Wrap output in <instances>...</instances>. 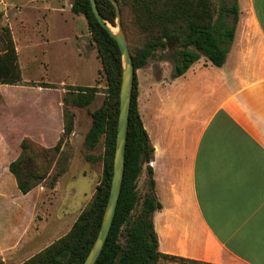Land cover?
<instances>
[{
	"label": "crops",
	"instance_id": "obj_1",
	"mask_svg": "<svg viewBox=\"0 0 264 264\" xmlns=\"http://www.w3.org/2000/svg\"><path fill=\"white\" fill-rule=\"evenodd\" d=\"M237 1L222 67L200 59L179 78L137 80L159 251L206 264H264V0Z\"/></svg>",
	"mask_w": 264,
	"mask_h": 264
},
{
	"label": "trees",
	"instance_id": "obj_2",
	"mask_svg": "<svg viewBox=\"0 0 264 264\" xmlns=\"http://www.w3.org/2000/svg\"><path fill=\"white\" fill-rule=\"evenodd\" d=\"M116 1L136 71L171 46H174L176 54L173 79L184 75L201 58L215 67L224 65L239 18L237 0H221L219 6L215 0ZM96 3L103 18L116 26V11L111 1L96 0ZM71 11L85 17L107 83L104 103L91 114L92 125L85 137V145L90 150L104 138L103 177L92 201L81 212L70 232L23 264H83L100 231L111 189L122 57L116 41L95 18L89 0H74ZM2 18L0 13V84L15 85L23 81V73L12 30L2 24ZM41 87L54 88L47 83ZM98 92L96 86L67 89L64 96V137H69L74 131L75 115L70 108L88 107ZM137 98L135 74L121 194L111 231L96 264H158L168 259L190 261L159 251L153 216L162 206L156 197L154 171L150 165L155 149L141 119ZM63 140L61 138L51 149L29 139L22 141L21 154L9 166L22 195L29 194L47 181L49 188L56 187L59 178L67 171L68 159L61 154ZM143 173L147 177L148 190L141 195L139 181Z\"/></svg>",
	"mask_w": 264,
	"mask_h": 264
},
{
	"label": "rangeland",
	"instance_id": "obj_3",
	"mask_svg": "<svg viewBox=\"0 0 264 264\" xmlns=\"http://www.w3.org/2000/svg\"><path fill=\"white\" fill-rule=\"evenodd\" d=\"M73 2L0 0L2 24L12 30L23 73L19 84H0V264H23L67 235L102 181L104 138L90 150L85 137L92 125L91 114L104 103L107 83L88 23L71 11ZM215 3L219 6L221 0ZM129 28L134 30L132 25ZM37 38L50 39V47L45 45L42 51ZM175 66L171 46L138 69L136 78L173 80ZM44 83L54 88L41 87ZM74 86H96L99 92L88 107L70 108L74 131L64 137V96ZM46 109L51 112L45 114ZM61 138V154L68 159L65 174L54 189L47 181L22 195L9 171L21 154L22 141L29 139L51 149ZM139 189L141 195L148 190L145 173ZM158 264L206 263L168 259Z\"/></svg>",
	"mask_w": 264,
	"mask_h": 264
},
{
	"label": "water",
	"instance_id": "obj_4",
	"mask_svg": "<svg viewBox=\"0 0 264 264\" xmlns=\"http://www.w3.org/2000/svg\"><path fill=\"white\" fill-rule=\"evenodd\" d=\"M89 1L95 18L116 41L122 57V76L119 96L120 105L111 189L97 239L83 263L96 264L111 231L121 194L125 170L128 124L136 70L128 47L127 37L123 28L122 15L118 2L116 0H110L116 11L117 18L115 27L107 22L100 14L96 0Z\"/></svg>",
	"mask_w": 264,
	"mask_h": 264
}]
</instances>
